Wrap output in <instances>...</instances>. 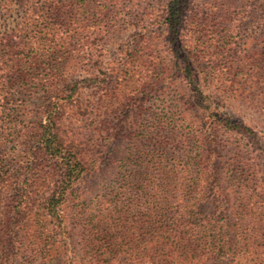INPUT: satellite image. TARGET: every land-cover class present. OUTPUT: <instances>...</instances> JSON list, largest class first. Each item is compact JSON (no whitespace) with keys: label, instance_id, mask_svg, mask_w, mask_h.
<instances>
[{"label":"rangeland","instance_id":"1","mask_svg":"<svg viewBox=\"0 0 264 264\" xmlns=\"http://www.w3.org/2000/svg\"><path fill=\"white\" fill-rule=\"evenodd\" d=\"M20 1L0 0V41L7 32L15 35V43L20 41L25 24ZM168 2L118 0L113 7L99 1L91 4L86 12L73 17L81 38H90L88 49L94 55L87 56L90 61L78 59L77 67L64 70L58 69L63 53H49L45 58L38 55L41 69L28 72L25 81L17 60L18 44L14 49L0 46V152L13 147L20 121L37 119L38 108L50 102L49 90L66 93L75 82L80 88L76 99L90 108L83 117L71 118V110L68 124L74 127L81 120L77 126L82 127L89 120H104L120 134L113 139L85 128L79 137L88 172L76 187L77 198L82 199L75 198L71 207L85 214L73 225L79 238L72 245L74 255L83 247V239L99 238L100 234L85 227L86 219H95L108 206L114 212L131 208L132 218L144 216L149 213L147 202L160 200L154 196L164 180L171 183L181 164L193 169L199 143L181 121H195L199 113L192 107L193 87L183 79L170 53L167 27L159 24ZM191 8L196 12L195 25L189 27L187 39L208 55L201 59L200 78L204 94L213 102L204 104L219 105L225 116L250 130L244 134L220 131L219 172L232 203L243 206L244 213L238 218L241 235L247 238L256 232L259 250L264 251V0H193ZM47 28L33 31L42 42H46L45 36L51 39ZM98 60V66L94 65ZM249 64L253 67L242 69ZM97 77L103 91L86 86L87 79ZM162 139L176 155L183 154L180 161L167 158L156 146ZM132 171H140L142 178L132 180ZM182 176H187L186 185L196 178L194 173L180 172L178 177ZM120 243L126 252L129 246L123 240ZM22 256L19 253L11 264H27Z\"/></svg>","mask_w":264,"mask_h":264},{"label":"trees","instance_id":"2","mask_svg":"<svg viewBox=\"0 0 264 264\" xmlns=\"http://www.w3.org/2000/svg\"><path fill=\"white\" fill-rule=\"evenodd\" d=\"M98 1L105 6L118 5V0L20 1L25 11V24L21 37L18 36L20 41L16 42L19 46L11 32H7L0 46L14 49V44L17 45L20 53L17 60L24 81L28 72L41 69L38 55L45 58L49 53L52 56L63 53L58 69L64 70L73 65L77 67L78 59L86 61L88 55L94 56L88 49L87 39L90 38H81L82 34L74 28L79 23L73 17L86 12ZM192 1L169 0L159 24L167 27L172 58L194 91L192 107L199 114L195 121L181 123L188 125V133L199 146L193 169L181 164L180 172L194 173L195 180L186 185L187 176L179 178L180 172H174L176 176L171 178L172 182L164 180L161 189L155 192L154 197L159 196L160 200L147 202L150 203L149 213L144 216L132 218L131 208L114 212L108 206L95 219H86L85 227H91L92 234H100L96 240L99 245L94 244V240L83 239V247L74 255L72 245L79 238L73 225L85 214L71 207L79 192L76 187L84 182L88 172L79 137L85 128L97 129L113 139L120 134L104 120L98 121L103 125L101 129L97 121L91 120L82 127L77 126L81 120L74 127L68 124L71 110V118L74 115L83 117L90 108L76 99L80 92L79 82L66 93L49 90L50 102L38 108L37 119L20 121L13 147L0 152V264H11L19 253L27 264H264V251L259 250L257 240L260 235L256 232L247 238L241 235L242 225L238 218L244 213L243 206L236 207L232 203L219 172L220 131L244 134L250 130L225 116L219 105L217 108L213 103L204 104L213 102L204 94L200 78L201 59L208 55L187 39L191 32L189 27L195 25ZM44 27H49L47 35L52 32L51 39L45 36L46 42L33 32ZM96 48L93 49L98 52ZM99 63L98 60L94 65ZM249 66L253 67L249 64L242 69ZM86 82V86L103 91L98 77ZM52 98L55 101L51 102ZM159 141L156 146L167 158L173 156L180 161L183 154L179 148H176L181 153L178 156L175 149H168L170 144L165 139ZM130 178H142V174L132 171ZM80 199L82 196L77 198ZM121 240L129 246L126 252Z\"/></svg>","mask_w":264,"mask_h":264}]
</instances>
